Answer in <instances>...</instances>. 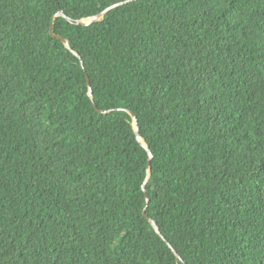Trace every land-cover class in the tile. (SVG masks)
<instances>
[{"label":"trees","instance_id":"trees-1","mask_svg":"<svg viewBox=\"0 0 264 264\" xmlns=\"http://www.w3.org/2000/svg\"><path fill=\"white\" fill-rule=\"evenodd\" d=\"M120 1L0 0V264H264V0Z\"/></svg>","mask_w":264,"mask_h":264},{"label":"water","instance_id":"water-1","mask_svg":"<svg viewBox=\"0 0 264 264\" xmlns=\"http://www.w3.org/2000/svg\"><path fill=\"white\" fill-rule=\"evenodd\" d=\"M128 1H131V0H124V1H120V2L113 3V4L109 5L108 7L104 8L103 10H101L100 12H98V13H96V14L90 16V17H89L90 21L85 22L84 19H82V20H78V22H81V23H89V22H93V21L100 20V19L103 18V16H104L109 10H111V9H113V8L119 6V5H122V4H124V3L128 2ZM50 34H51V35H54L53 32H52L51 30H50ZM56 37H57L59 40H61V41L65 44V46H66L67 48L69 47L68 42H67L62 36H60V35H56ZM76 55H78V54L76 53ZM88 85H89V82H88ZM89 94H90V93H89ZM130 115H131V117H132V119H133V127H134V130H135L136 133H138V125H137L136 117H135L132 113H130ZM138 139H139L140 142H141V143L147 148V151H148V154H149V159H150V158L152 157V154H151L150 150H149L148 147L146 146L144 140H142L139 136H138ZM142 189H143V191H144V193H145L146 201H148V196H147L146 189H145V182L142 184ZM143 213L146 215V211H145V210L143 211ZM146 216H147V215H146ZM147 218L151 221V223H152V225L154 226V228H155V230L157 231V233H160L159 228L157 227L156 223H155L153 220H151L148 216H147ZM172 250L174 251V253H175L176 255H178L177 252H176L173 248H172Z\"/></svg>","mask_w":264,"mask_h":264},{"label":"rangeland","instance_id":"rangeland-1","mask_svg":"<svg viewBox=\"0 0 264 264\" xmlns=\"http://www.w3.org/2000/svg\"><path fill=\"white\" fill-rule=\"evenodd\" d=\"M84 21H85V22H88V21H90V19H89V18H88V20H85V19H84Z\"/></svg>","mask_w":264,"mask_h":264},{"label":"bare ground","instance_id":"bare-ground-1","mask_svg":"<svg viewBox=\"0 0 264 264\" xmlns=\"http://www.w3.org/2000/svg\"><path fill=\"white\" fill-rule=\"evenodd\" d=\"M86 20H88V18Z\"/></svg>","mask_w":264,"mask_h":264}]
</instances>
